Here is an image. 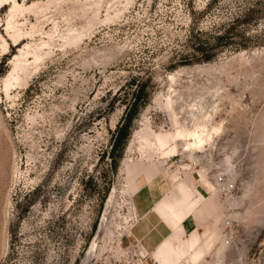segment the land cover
I'll list each match as a JSON object with an SVG mask.
<instances>
[{"label": "rangeland", "instance_id": "obj_1", "mask_svg": "<svg viewBox=\"0 0 264 264\" xmlns=\"http://www.w3.org/2000/svg\"><path fill=\"white\" fill-rule=\"evenodd\" d=\"M35 1L47 0H20ZM58 1L63 2L48 19L26 16L40 31L34 40L48 41L44 33L55 37L51 55L28 85L11 88L12 99L3 79L19 49L5 53L0 46V264H82L114 191L110 234L89 264H156L152 253L169 231L154 216L150 239L132 227L128 233L126 227L143 222V213L134 198L138 211L125 203L131 198L122 168L125 161L142 159L139 145L133 152L128 146L144 122L153 131L173 129L170 112L156 104L158 98L166 103L172 90L185 125L211 115L213 124L223 126L201 152L204 160L193 173L196 185L208 193L199 183L202 168L212 183L216 172L231 173L238 184L235 196L242 197L236 211L242 216L247 209L258 212L259 222L239 217L225 229L232 235L225 264H264V0H136L121 20L96 25L80 44L64 37L71 29H88L92 11L77 0ZM125 6V0L105 3L99 17L104 20L107 9L114 14ZM9 10H0V32L6 37ZM32 41L26 39L21 48ZM240 54L256 60L254 73L239 66ZM224 62L233 63L226 72L220 69ZM208 64L218 69L181 74L173 84L169 80L185 67ZM139 92L131 137L114 170L110 152L117 128ZM181 157L171 158L168 173L191 165ZM229 158L232 171L225 165ZM139 183L143 190L144 179ZM146 206L151 211L150 201ZM193 223L191 232L197 228Z\"/></svg>", "mask_w": 264, "mask_h": 264}, {"label": "bare ground", "instance_id": "obj_2", "mask_svg": "<svg viewBox=\"0 0 264 264\" xmlns=\"http://www.w3.org/2000/svg\"><path fill=\"white\" fill-rule=\"evenodd\" d=\"M115 1L117 0H77L78 4L84 6L86 12L92 11L93 17L89 21L88 29L83 31L71 29L68 36L64 38L70 44H80L86 35L85 33L92 31L96 25L121 20L136 0H125L124 9L115 11L114 14H111L110 9H107L106 18L102 20L99 16L104 4ZM62 2L47 0L21 4L20 0H0V10L7 6L10 7L6 23L3 25L9 39L0 32V46L5 53L9 52L11 47L19 49V54L12 61V68L3 79L5 93L9 99L13 98L10 93L11 88L28 85L31 77L40 70L51 55V47L55 37V34L44 33L47 35L48 41L44 38L34 40L40 31L37 30V25L28 21L26 16L28 14L34 15L38 21L48 19L51 9L60 6ZM22 17L26 18L22 21L20 19ZM28 23L31 25L30 28H28ZM26 39H33V41L21 48ZM10 41L13 44H10ZM32 59L33 61H31ZM236 59L240 67H245V72L254 73L258 67L256 60H249L245 54L238 55ZM232 64V62H224L220 69L226 72L231 69ZM217 69L211 64L185 67L178 74H171L169 80L173 84L181 74L210 73ZM173 94L176 96L177 91L172 90L168 94L166 103H163L161 98L156 99L157 105L165 107L170 112L173 129L170 131H153L148 122H144L143 128L132 135L128 146L129 151L133 152L135 145H139L138 149L142 153V159L138 162H131V160L124 162L122 172L125 173L127 180L126 192L130 194L131 198L125 203L132 205V210L136 212L138 209L136 204H133L132 198L137 200L140 195H146L150 201L151 211L142 215V223L137 221L134 226L132 224L126 228H128V233L131 232L132 227V230L140 233L144 239H149L145 235L152 228L151 218L155 216L159 222L164 224L169 233L152 253L156 264H225L229 240L232 237L231 233L225 232L228 227L227 223L231 224L233 219L239 217L248 218L252 222H259L258 212L247 209L244 216L240 215L236 208L240 206L242 197L233 195L223 200L204 168L199 171L201 178L199 183H202L208 193L196 185L192 165L180 166L177 172H167L166 165L169 159L173 157L181 155L190 161H199L200 157L197 153L204 151L208 145L211 146L214 137L223 129L222 124L211 122V115H208V118H202V120L198 119L195 126L185 125L178 119L177 100ZM195 105L204 110L202 103ZM192 115L193 118L197 119L194 113ZM260 124L261 139L264 141V114L260 119ZM262 157L261 164L263 165L264 149ZM225 165L230 171L234 168L230 158L227 159ZM181 169L188 170V173L182 176ZM140 178H143L146 183V190L142 194ZM249 192L250 190H246V195ZM115 194L114 191L107 204L99 230L91 242L82 264H89L92 258L98 255L101 241L105 242L106 237L110 234L108 222L112 215ZM9 205H11V188L7 194V206ZM188 219H193L197 225V228L190 233H187L184 225ZM7 223L8 221L6 225ZM200 228H204L203 233ZM101 250L103 251L104 247H101ZM209 258L211 259L209 260ZM138 264H144V262L140 261Z\"/></svg>", "mask_w": 264, "mask_h": 264}, {"label": "trees", "instance_id": "obj_3", "mask_svg": "<svg viewBox=\"0 0 264 264\" xmlns=\"http://www.w3.org/2000/svg\"><path fill=\"white\" fill-rule=\"evenodd\" d=\"M141 102V92H139L135 98V102L131 106V109H129V112L127 114L125 123L123 125H119L117 128V134L115 135L112 149L110 152V155L113 156V165L112 167L114 170L117 169L118 166V160L117 155L121 157L123 150L125 149L130 137H131V131L130 126L132 124L133 118L137 112V109L139 107V103Z\"/></svg>", "mask_w": 264, "mask_h": 264}, {"label": "built area", "instance_id": "obj_4", "mask_svg": "<svg viewBox=\"0 0 264 264\" xmlns=\"http://www.w3.org/2000/svg\"><path fill=\"white\" fill-rule=\"evenodd\" d=\"M197 155L200 157L199 161H194V162L190 161L194 169H197V167L201 166V163L203 162L204 157H205V154L201 152H198ZM183 160L184 158L181 157V162H183ZM198 176L200 177V175ZM211 179L213 181V184L219 191V194L224 200L228 199L229 197L233 195H236L238 191V184H237L236 179H234L231 173L218 171L211 177ZM227 225H228L227 227L228 229L231 228L232 222L231 224L228 222Z\"/></svg>", "mask_w": 264, "mask_h": 264}, {"label": "crops", "instance_id": "obj_5", "mask_svg": "<svg viewBox=\"0 0 264 264\" xmlns=\"http://www.w3.org/2000/svg\"><path fill=\"white\" fill-rule=\"evenodd\" d=\"M171 159H169V161H170ZM144 190H146V184H145V187H144V189L143 190H141V194H142V192L144 191ZM148 199L149 198H147V196L145 195V196H139L138 197V199L135 201V203L138 205V208H139V210L143 213V214H146L147 213V211H149V209H148V207L146 206V204L149 202L148 201ZM145 210H147V211H145ZM149 213H150V211H149ZM154 217V216H153ZM194 221L192 220V219H188V220H186L185 221V223H184V225H185V228H186V231H187V233H190L191 232V230H192V227H193V225H194V223H193ZM151 225H152V218H151ZM151 230H152V228H151ZM150 230V231H151ZM166 230H167V228H166ZM150 231L147 233V234H149L150 233ZM138 233V232H137ZM140 234V233H139ZM147 234L145 235V236H147ZM143 237V236H142ZM150 239V238H149ZM147 245V244H146ZM148 245H150V247H152V245L151 244H148Z\"/></svg>", "mask_w": 264, "mask_h": 264}]
</instances>
